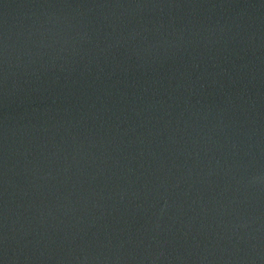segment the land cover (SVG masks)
<instances>
[{
	"label": "water",
	"instance_id": "obj_1",
	"mask_svg": "<svg viewBox=\"0 0 264 264\" xmlns=\"http://www.w3.org/2000/svg\"><path fill=\"white\" fill-rule=\"evenodd\" d=\"M0 264H264V0H0Z\"/></svg>",
	"mask_w": 264,
	"mask_h": 264
}]
</instances>
